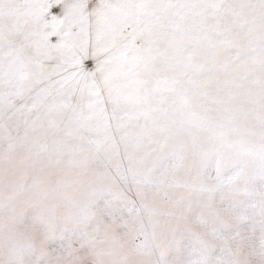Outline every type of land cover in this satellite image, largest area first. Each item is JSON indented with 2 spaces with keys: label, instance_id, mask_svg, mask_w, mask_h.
Masks as SVG:
<instances>
[{
  "label": "rangeland",
  "instance_id": "374dc122",
  "mask_svg": "<svg viewBox=\"0 0 264 264\" xmlns=\"http://www.w3.org/2000/svg\"><path fill=\"white\" fill-rule=\"evenodd\" d=\"M88 2L107 134L0 111V264H264V0ZM0 47L33 51L15 28Z\"/></svg>",
  "mask_w": 264,
  "mask_h": 264
},
{
  "label": "snow or ice",
  "instance_id": "6c2138e0",
  "mask_svg": "<svg viewBox=\"0 0 264 264\" xmlns=\"http://www.w3.org/2000/svg\"><path fill=\"white\" fill-rule=\"evenodd\" d=\"M88 0H0V29L15 28L33 45L31 54L0 47V111L15 107L22 115L55 117L85 112L98 135L107 134L104 101L110 91L107 60L109 37L94 27ZM31 26V31H25ZM249 202L246 212L257 211ZM264 211V205L260 207ZM244 226L218 230L235 238ZM172 264H215L191 246Z\"/></svg>",
  "mask_w": 264,
  "mask_h": 264
}]
</instances>
